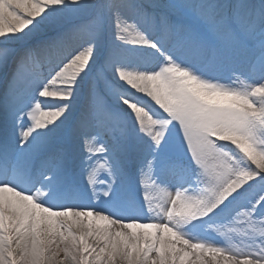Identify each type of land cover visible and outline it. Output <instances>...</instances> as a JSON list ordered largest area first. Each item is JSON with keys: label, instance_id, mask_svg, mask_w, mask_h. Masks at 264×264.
I'll return each instance as SVG.
<instances>
[{"label": "snow or ice", "instance_id": "1", "mask_svg": "<svg viewBox=\"0 0 264 264\" xmlns=\"http://www.w3.org/2000/svg\"><path fill=\"white\" fill-rule=\"evenodd\" d=\"M0 80V264H264V0H0Z\"/></svg>", "mask_w": 264, "mask_h": 264}, {"label": "bare ground", "instance_id": "2", "mask_svg": "<svg viewBox=\"0 0 264 264\" xmlns=\"http://www.w3.org/2000/svg\"><path fill=\"white\" fill-rule=\"evenodd\" d=\"M24 71H25L26 74H29L27 69H25ZM2 88H3V81L0 80V89H2Z\"/></svg>", "mask_w": 264, "mask_h": 264}]
</instances>
